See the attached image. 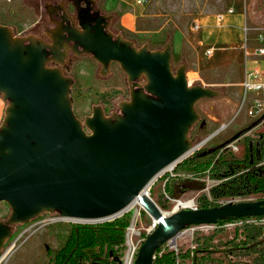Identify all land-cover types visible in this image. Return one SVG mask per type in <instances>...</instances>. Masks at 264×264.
Instances as JSON below:
<instances>
[{
    "label": "water",
    "instance_id": "water-1",
    "mask_svg": "<svg viewBox=\"0 0 264 264\" xmlns=\"http://www.w3.org/2000/svg\"><path fill=\"white\" fill-rule=\"evenodd\" d=\"M83 2L90 4L88 11L95 4ZM110 19L104 15L79 25L65 41L58 30L45 33L48 42L15 35L0 24V99L5 103L0 203L9 209L0 220V258L14 228L43 215L102 223L137 203L155 226L133 264H153L158 245L173 244L183 227L264 216V200L185 208L164 216L146 196L152 180L194 147L188 133L199 118L195 104L220 96V91L190 85L184 64L172 71L169 42L155 50L146 44L135 47L107 31ZM68 50L76 58L89 56L99 66L100 77L108 74L110 64L118 66L128 99L117 103V113L105 115L94 105L82 120L74 115L72 79L62 73Z\"/></svg>",
    "mask_w": 264,
    "mask_h": 264
},
{
    "label": "rangeland",
    "instance_id": "rangeland-1",
    "mask_svg": "<svg viewBox=\"0 0 264 264\" xmlns=\"http://www.w3.org/2000/svg\"><path fill=\"white\" fill-rule=\"evenodd\" d=\"M51 1L53 0H0V24L11 28L15 35H28L36 30V22L44 23L45 21L42 15L43 9H39L38 6L51 3ZM122 1L128 3L126 9L130 10L129 12L132 11L133 7H138L140 11L137 12V18L139 19L141 16L142 19H146L152 25H148L146 21H141L133 24L135 30H128L120 26L119 19L123 15L121 9L111 8L109 11L105 7L104 1H96V7L104 15L112 17L110 32L114 35H121L123 39L130 41L135 47L147 44L149 49H154L155 46L148 41L150 35H147V31L157 28L154 25H158V28L166 33L167 39L177 31L187 29L191 33L192 25L198 16L213 9L219 1L228 3L231 0H146L142 5H136L135 0ZM236 1H238L239 9L247 12L252 26L264 28V0ZM259 34L264 37V33L260 32ZM164 43L163 41L159 43L157 48H163ZM255 45L256 43L250 42L249 39L245 50L240 46L226 55L215 54L213 60L222 61L230 79H235L238 71L243 73L244 51L251 53ZM259 46H264V42ZM180 63L178 58L171 56L172 71ZM98 71L99 66L89 56L73 57L70 60L67 76L72 79L70 87L71 108L79 120L90 114L91 106L100 105L107 111V114H110L117 109L118 102L128 99L125 77L116 64H110L109 72L105 77H100ZM186 79L190 85L205 86L203 85L204 78L201 76L189 73ZM211 88L220 91V96L200 100L195 104L199 118L188 133L189 138L193 140V146L200 145V147L169 169L158 174L147 187L149 199L163 213H174L173 203L180 199L192 201L193 204L190 208L196 209L204 205V202L206 203L205 208H212L229 201L254 202L264 200V192L232 199H212L208 190L216 185L217 181L210 180L207 176L202 178L205 183L203 190L183 192L178 194V199L170 198L169 187L175 188L178 180L192 176L191 171L184 170L179 166L183 160L198 163H203L209 159L214 160L221 155L214 153L213 149L234 139H239L236 143L238 152H226L222 155V159L240 160L248 147L257 149L258 153L264 149V111L249 116L247 111L251 110L250 104L242 103L243 95L239 90L231 89L228 92L223 87ZM103 96L105 97L103 98ZM233 104H236L235 108L231 106ZM220 125H226V129L217 136L212 134ZM195 154H198L197 158H193ZM261 164H264V157L259 159V165ZM205 174L207 175V171ZM176 190L174 189V191ZM202 196H204V200L201 198ZM181 209L185 208L179 210ZM8 214V207L4 203H0V220H5ZM113 220L127 223L125 229L127 243L124 241L121 250L111 257L112 259L116 258L120 264H124L128 252L133 247L134 250L131 249L133 264L138 248L154 228L152 227L153 221L137 203L125 209ZM75 224L79 223L51 219L50 216L43 215L27 224L16 226L12 237L6 242L5 248L13 241L16 242L15 247L18 246L9 256L7 255L5 264H52L54 255L63 246L69 235L70 227ZM244 225L261 229V236L259 237L261 244L258 249L260 254L264 255V216H261L247 218L236 224L215 223L213 225L189 226L179 230L174 237L173 244L166 241L158 245L157 256L171 252L175 257V264H191V252L194 249H199L200 252L195 257L200 264L250 263L255 255L247 254L245 248L238 245L243 241ZM130 229H133V234L129 236ZM21 234L22 237L19 238ZM20 242L22 243L20 244ZM128 242L131 243V247Z\"/></svg>",
    "mask_w": 264,
    "mask_h": 264
},
{
    "label": "trees",
    "instance_id": "trees-1",
    "mask_svg": "<svg viewBox=\"0 0 264 264\" xmlns=\"http://www.w3.org/2000/svg\"><path fill=\"white\" fill-rule=\"evenodd\" d=\"M216 150L217 148L213 149L214 153ZM197 157L198 154L193 156V158ZM260 157H264V149L258 153L257 149L248 147L240 160L222 159V156L203 163L183 160L179 166L184 170L191 171L193 178L178 180L177 188L169 187L170 198L178 199V194L183 192L203 190L205 188V183L202 181L204 176L217 181V184L208 190L212 199H232L262 193L264 192V164L259 165ZM174 189L177 190L174 191ZM201 198L204 200V196ZM205 204L204 202V205L199 208H205ZM244 219L247 218L229 217L218 220L216 224H236ZM126 228L127 223L119 220L98 224L72 225L63 246L54 255L52 264H120L116 258L112 259L111 255L113 256L121 250L125 241ZM185 228L187 227H183V229ZM243 229L245 230L243 241L238 245L245 248L247 254L255 255V257L250 263L242 264H264V255L260 254L258 249L261 244V239H259L261 229L245 225ZM199 252V249H194L191 252V264H200L195 257ZM154 253L153 264H175V257L171 252L157 256V247Z\"/></svg>",
    "mask_w": 264,
    "mask_h": 264
},
{
    "label": "crops",
    "instance_id": "crops-1",
    "mask_svg": "<svg viewBox=\"0 0 264 264\" xmlns=\"http://www.w3.org/2000/svg\"><path fill=\"white\" fill-rule=\"evenodd\" d=\"M94 1L96 3V1L101 0ZM102 1L105 2V7L108 8L109 11L111 8L122 10L123 15H121L119 23L120 26L128 30H135L133 26L141 21H146L148 25H152L151 22L142 19L141 16L139 19L137 18V12L140 11L138 7H133L132 11L129 12L130 10L126 9L128 3L122 0ZM194 23L197 25L196 30L191 29V33L187 29L177 31L168 39L165 37L166 33L158 28V25H154V27L157 28L147 31V35H150L148 41L155 46L154 49L150 50L160 49L157 47H159L158 45L162 41L165 43L169 42L171 56L178 58L181 61L180 64L186 66V76L189 73L201 76L204 78L203 85L206 87H223L228 92H230L231 89L239 90L243 95L241 83L243 81L245 67H249L253 63H258L260 71L264 74V57L259 58L253 55V52L257 47H264L259 46L264 42V37L259 34L260 32L264 33V28L252 26L247 12L239 9L238 1L236 0H231L228 3L219 1L213 9L198 16ZM258 37H261V41H258ZM249 39L250 42H255L256 45L253 46L251 53L244 51L243 73L238 71L235 79H230L227 73L228 71L225 69V66L222 65V61H214L213 56L215 54L226 55L240 46L245 50ZM206 51H211V54L206 56ZM231 106L235 108L236 104ZM3 109L4 102L0 99V121L3 116ZM21 237L22 234L19 238ZM21 243L22 242H20V244ZM17 246L11 249L9 253L5 254L1 264H5L9 254L16 249Z\"/></svg>",
    "mask_w": 264,
    "mask_h": 264
},
{
    "label": "flooded vegetation",
    "instance_id": "flooded-vegetation-1",
    "mask_svg": "<svg viewBox=\"0 0 264 264\" xmlns=\"http://www.w3.org/2000/svg\"><path fill=\"white\" fill-rule=\"evenodd\" d=\"M73 2L74 0H53L51 3H44L43 5L40 4L38 8L41 10L43 9L42 15L45 21L44 23L36 22V30L30 32L29 34L33 35L34 37L41 38L44 42H48L45 37V33L50 35L58 30L61 37L63 38V41H65L66 38L70 36L71 30H80L79 25L92 24L94 19L104 16L103 12H101L99 8L96 7V3L88 11L87 8L90 7V4H85L83 0H79L78 3H76V6L73 7ZM45 5H50V7L45 9ZM57 6H60V8L56 9ZM96 11H98V13L94 14ZM47 12L50 15H47ZM111 20L112 17L107 27L108 32H110ZM67 45L68 47H71L72 43L68 42ZM79 50L80 48H77V50L74 52L77 53ZM73 57H75L73 51L68 50L65 66L62 67V73L65 76H67V68L69 67L71 58ZM48 66L53 65L48 64ZM103 104L106 105L105 103ZM103 111L105 115H108L105 109H103ZM112 112L117 113V109L113 110Z\"/></svg>",
    "mask_w": 264,
    "mask_h": 264
},
{
    "label": "built area",
    "instance_id": "built-area-1",
    "mask_svg": "<svg viewBox=\"0 0 264 264\" xmlns=\"http://www.w3.org/2000/svg\"><path fill=\"white\" fill-rule=\"evenodd\" d=\"M146 0H136L137 5H141L145 2ZM230 12V11H228ZM197 25L196 23L193 24L192 30H196ZM258 41H261V37H258ZM206 56L211 54V51H206ZM253 55L256 57H264V47H257ZM241 87L243 90V98H242V103H249L251 110L247 111V115L252 116L253 114H257L258 112L264 111V74L259 69L258 63H253L249 67H245L244 69V75H243V81L241 83ZM226 129V125H220L217 130L212 133L215 134L216 136L223 132ZM239 139H234L229 142H225L220 144L217 147L216 154L217 155H224L226 152L229 153H236L238 152V147L236 145L237 141ZM187 178H193L192 176L187 177ZM232 202V201H230ZM51 219H55L52 218ZM37 222V221H36ZM155 224L153 223L152 227H154ZM125 241L127 243V235L125 234ZM16 242L13 241L11 244L8 245V247L5 248L3 257L5 256L6 253H9L11 249L15 247ZM131 247V243H130ZM134 250V248H131ZM3 259V258H2ZM1 264V261H0Z\"/></svg>",
    "mask_w": 264,
    "mask_h": 264
},
{
    "label": "bare ground",
    "instance_id": "bare-ground-1",
    "mask_svg": "<svg viewBox=\"0 0 264 264\" xmlns=\"http://www.w3.org/2000/svg\"><path fill=\"white\" fill-rule=\"evenodd\" d=\"M200 147V145H198L197 147H193L191 150H190V152H188L185 156H187L189 153H191L192 151H194V150H196V149H198ZM184 156V157H185ZM171 167V166H170ZM170 167H168L167 169H169ZM153 181V180H152ZM146 196L148 197V194H147V192H146ZM149 198V197H148ZM151 200V199H150ZM152 201V200H151ZM153 202V201H152ZM154 203V202H153ZM133 204H135V202H133L130 206H132ZM192 204H193V202L192 201H187V199H180V200H177V201H175L174 203H173V206H174V209H173V211H174V213L175 212H177L180 208H190V207H192ZM154 205L156 206V208L160 211V213L162 214V215H164V216H169V215H171L170 213H163L162 211H161V209H159V207L154 203ZM129 206V207H130ZM128 207V208H129ZM172 211V212H173ZM173 214V213H172ZM131 234H133V229H130L129 230V236L131 235ZM128 244H129V242H128ZM129 246H130V244H129ZM2 258H3V254H2V256H1V258H0V261H2ZM124 264H132V250L130 249V251L128 252V254H127V256H126V258H125V262H124Z\"/></svg>",
    "mask_w": 264,
    "mask_h": 264
}]
</instances>
